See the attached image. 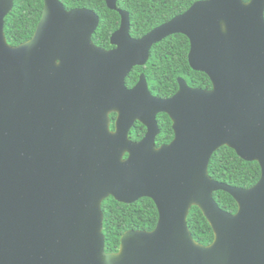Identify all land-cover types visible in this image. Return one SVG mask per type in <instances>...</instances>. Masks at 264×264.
<instances>
[{"label": "water", "instance_id": "1", "mask_svg": "<svg viewBox=\"0 0 264 264\" xmlns=\"http://www.w3.org/2000/svg\"><path fill=\"white\" fill-rule=\"evenodd\" d=\"M44 1L33 38L11 46L5 24L15 0H0V264H264V0L198 1L139 39L130 13L106 0L122 17L110 51L93 41L96 12ZM178 33L212 89L179 78L178 92L162 99L145 74L129 89L133 67ZM160 113L175 137L158 147ZM136 121L147 128L140 141L129 138ZM224 146L260 164L254 186L210 176ZM218 191L236 200V213L219 206ZM109 197L150 198L159 211L154 230L127 231L116 253L103 233ZM193 206L214 230L209 245L190 232Z\"/></svg>", "mask_w": 264, "mask_h": 264}, {"label": "trees", "instance_id": "2", "mask_svg": "<svg viewBox=\"0 0 264 264\" xmlns=\"http://www.w3.org/2000/svg\"><path fill=\"white\" fill-rule=\"evenodd\" d=\"M67 10L87 8L100 16V26L93 36L94 42L101 47H109L112 34L121 25V15L117 10H111L105 0H60ZM200 0H118V7L131 14V34L141 37L157 26L168 22L173 17L189 9L192 4ZM249 1V0H245ZM44 0H15V6L6 18L5 35L8 44L19 46L30 41L40 23L44 11ZM181 38H186L181 35ZM176 43L175 51L170 44L153 50L152 61L146 67L135 69L127 78V84L133 86L141 73H146L148 81L154 86V93L160 98H169L179 89L178 72L193 87L211 89L212 82L204 72L194 71L186 58L189 46L183 41ZM187 47V49H185ZM167 56L168 60H167ZM176 68L178 72H176ZM162 132L158 137V145L170 142L174 132L171 121L165 117ZM143 124L138 123L132 132L134 139H140L145 133ZM261 166L256 161L242 159L235 150L228 146L220 148L214 153L209 174L219 182L232 186L250 188L261 178ZM219 206L227 212L236 213V200L225 191L214 194ZM104 213L103 233L106 236V252L116 253L121 246L122 236L130 230L152 231L157 226L159 211L155 202L150 198H143L133 204H125L109 197L102 205ZM188 225L196 242L209 245L214 241L215 234L203 212L193 206Z\"/></svg>", "mask_w": 264, "mask_h": 264}, {"label": "flooded vegetation", "instance_id": "3", "mask_svg": "<svg viewBox=\"0 0 264 264\" xmlns=\"http://www.w3.org/2000/svg\"><path fill=\"white\" fill-rule=\"evenodd\" d=\"M106 1V0H105ZM118 1V0H117ZM200 1H202V0H200ZM196 2H198V1H196ZM195 2V3H196ZM193 5V4H192ZM117 6H118V3H117ZM118 9H120L119 7H118ZM120 10H124V9H120ZM188 10V9H187ZM186 10V11H187ZM118 11V10H117ZM125 11H127V10H125ZM186 11H184L183 13H185ZM119 12V11H118ZM120 13V12H119ZM130 13V12H129ZM183 13H181V14H183ZM181 14H179V15H181ZM121 15V14H120ZM131 15V14H130ZM178 16V15H177ZM176 17V16H175ZM174 18V17H173ZM172 18V19H173ZM170 21V20H169ZM168 21V22H169ZM165 23H167V22H165ZM165 23H163V24H165ZM121 24H122V17H121ZM163 24H161V25H163ZM161 25H159V26H161ZM159 26H157V27H159ZM120 27H121V25H120ZM120 27H119V29H120ZM156 27V28H157ZM131 28H132V22H131ZM131 28H130V34H131ZM118 29V30H119ZM155 29V28H154ZM153 29V30H154ZM97 31V30H96ZM117 31V30H116ZM115 31V32H116ZM152 31V30H151ZM114 32V33H115ZM96 33V32H95ZM113 33V34H114ZM149 33V32H148ZM147 33V34H148ZM112 34V35H113ZM95 35V34H94ZM93 35V36H94ZM146 35V34H145ZM145 35H143V36H141V37H134V36H132V34H131V37L132 38H134V39H139V38H142V37H144ZM181 33H178V34H174V35H171V36H169V37H167V38H165V39H163L162 41H160L159 43H157V44H154L153 45V47H152V49H151V51H150V55H149V59H148V62L145 64V65H141V66H135V67H133V69L131 70V72L129 73V75L135 70V69H137V68H143V67H146L147 65H148V63L149 62H151L152 61V53H153V50L154 49H156L157 47H163V46H166V45H168V44H170L172 47V49L174 50L175 49V47H176V43H173L172 41H174V40H176V41H183V44H185L186 46H187V44H188V46H189V49H188V52H187V54H186V58L188 59V61H189V56H190V51H191V41H190V39L186 36V38H181ZM184 35V34H183ZM111 38H112V36H111ZM94 41V40H93ZM95 43V42H94ZM95 45L96 46H98V47H101V46H99V45H97L96 43H95ZM101 48H103V49H105V50H107V51H110V50H113V49H116L117 48V46L116 45H114V44H112V42H111V39H110V46L109 47H101ZM185 49H187V47L185 48ZM175 51V50H174ZM168 57L169 56H167L166 58H167V60H168ZM189 65L191 66V64H190V61H189ZM191 68H192V66H191ZM193 69V68H192ZM194 71H198V70H195V69H193ZM176 72H178V69L176 68ZM198 72H201V71H198ZM205 73V72H204ZM142 74H145L146 75V73L144 72V73H141L140 75H139V78H138V81L136 82V84L135 85H133V86H129L128 84H127V79H126V86L129 88V89H132V88H134L136 85H137V83L139 82V80H140V78H141V75ZM128 75V76H129ZM177 76H178V82H179V78H183V75H182V73L181 72H178L177 74H176ZM147 77V76H146ZM128 78V77H127ZM148 79V78H147ZM186 80V79H185ZM187 81V80H186ZM148 83H149V81H148ZM191 87H193V86H191ZM213 87V86H212ZM179 88H180V85H179ZM193 88H197V87H193ZM149 89H150V92L154 95V96H156V97H158V98H160L158 95H156V93H154V86H153V84H150L149 83ZM212 89V88H211ZM179 90V89H178ZM178 92V91H177ZM176 92V93H177ZM175 93V94H176ZM174 94V95H175ZM173 95V96H174ZM173 96H171V97H173ZM171 97H169V98H171ZM169 98H162V99H169ZM118 116H119V114H118V112H116V111H114V112H111L110 114H109V117H110V128H111V130L112 131H115V129H116V121H117V118H118ZM165 117H167L170 121H171V128H172V130H173V121H172V119H171V117L168 115V114H166V113H160L159 115H158V117H157V120H158V123H159V126H160V129H161V126H162V122H163V120H164V118ZM138 123H141L140 121H136L135 123H134V125L132 126V128L130 129V132H129V138L131 139V140H133V141H140L144 136H145V134H146V132H147V128H146V126L143 124V126L145 127V133H144V135H143V137L142 138H140V139H134L133 137H132V132L134 131V129H135V126L138 124ZM142 124V123H141ZM161 132H162V129H161ZM173 132H174V130H173ZM161 134V133H160ZM159 134V135H160ZM159 137V136H158ZM158 137H157V139H156V143H157V146L159 147V146H161V145H165V144H168V143H170L173 139H174V137H175V133H174V136H173V139L170 141V142H167V143H163V144H161V145H158ZM127 156V155H126Z\"/></svg>", "mask_w": 264, "mask_h": 264}]
</instances>
